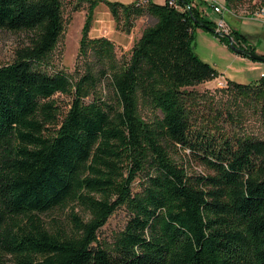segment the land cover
<instances>
[{
	"label": "trees",
	"instance_id": "1",
	"mask_svg": "<svg viewBox=\"0 0 264 264\" xmlns=\"http://www.w3.org/2000/svg\"><path fill=\"white\" fill-rule=\"evenodd\" d=\"M75 1L74 10L87 7L79 52L90 62L73 75L46 68L64 31V0H0V30L23 36L0 66V264H264V138L225 132L223 122H236L231 110L201 105L188 89L218 76L193 51L195 30L228 37L198 3L178 7L190 0ZM97 1L122 16L127 33L139 16L156 19L122 62L109 38L88 35ZM228 34L254 52L240 31ZM224 90L264 125V74L226 80ZM56 93L70 97L66 110ZM178 150L207 172L188 175ZM68 206L65 227L41 216ZM120 207L123 228L100 242Z\"/></svg>",
	"mask_w": 264,
	"mask_h": 264
},
{
	"label": "rangeland",
	"instance_id": "2",
	"mask_svg": "<svg viewBox=\"0 0 264 264\" xmlns=\"http://www.w3.org/2000/svg\"><path fill=\"white\" fill-rule=\"evenodd\" d=\"M129 3L131 0H107ZM224 1V0H223ZM75 0H64L63 16L65 20L64 31L58 40V43L50 55L49 64L46 68L49 71L62 69L69 74L83 73L89 64V57L79 52V40L81 29L86 18V3L82 4L80 10H74ZM207 12V18L216 22L220 17L224 19L227 26L240 31L254 52L259 54V50H264V19L262 15L259 0L243 1L239 6L233 8L231 12L223 8L221 13L214 12L210 5H204ZM260 15V16H258ZM264 18V16H263ZM155 18L149 14L137 17L132 22L130 32L124 31L122 16L117 20L113 18L105 1H97L93 8L91 25L88 30L90 37L104 36L114 43L115 56L119 62L127 59L130 55L131 47L134 41L140 36L141 31L155 22ZM215 31L220 34L226 32ZM220 36V35H219ZM204 28L195 30L193 41V51L203 60L212 65L218 72V76L196 84L188 89H194L200 95L201 105L213 107H227L233 113L236 120L235 124L223 122L225 132L235 134L253 135L264 138V125L261 122L259 114L250 107L243 104H232L230 94L224 90L226 80H233L240 83H251L258 80L264 73V61L252 60L246 56L240 55L232 50L220 37ZM22 34L18 32H9L0 30V66L12 60L14 49L19 45ZM262 55V54H261ZM263 72V73H262ZM54 99L62 110L68 108L70 97L65 94L56 93ZM202 108V107H201ZM140 112L145 120L153 118V112L146 107H140ZM237 112L241 116L237 117ZM178 163L186 166L188 175L207 172V169L191 156L187 150H178L173 155ZM138 179L133 183V189H137ZM71 206L63 209H53L41 216L46 222L61 221L63 227L67 225V216ZM75 211L83 214V210L76 207ZM127 211L120 207L107 219L106 223L99 229L97 238L100 242L111 243L116 233L121 230L127 219ZM87 217V215H86ZM5 264H13L9 257H4Z\"/></svg>",
	"mask_w": 264,
	"mask_h": 264
},
{
	"label": "built area",
	"instance_id": "3",
	"mask_svg": "<svg viewBox=\"0 0 264 264\" xmlns=\"http://www.w3.org/2000/svg\"><path fill=\"white\" fill-rule=\"evenodd\" d=\"M149 0H134V3L136 5H144L148 2ZM153 2H160L163 0H150ZM167 3L169 5H174V6H178L175 3V0H168ZM199 4V8L202 10V12L204 13L205 8L204 5H210L213 9L214 12L217 13H221L222 9L225 8L224 7V1L223 0H190L189 2H186L183 5L178 6L179 8H181V10H186L189 9L191 6H194L195 4ZM261 14L260 15H264V8L261 9ZM216 30L217 31H221V32H226L227 29L229 30V26H227V23L224 21V19L222 17H220L216 22Z\"/></svg>",
	"mask_w": 264,
	"mask_h": 264
},
{
	"label": "water",
	"instance_id": "4",
	"mask_svg": "<svg viewBox=\"0 0 264 264\" xmlns=\"http://www.w3.org/2000/svg\"><path fill=\"white\" fill-rule=\"evenodd\" d=\"M204 26H206L205 24H203ZM228 39H229V46L232 50H234L236 53L238 54H246L248 56V58L250 59H253V60H259V61H264V56L261 55V54H258V53H255L253 51H250V50H244L242 48H239L237 46H235L233 43H232V40L229 36V34H225Z\"/></svg>",
	"mask_w": 264,
	"mask_h": 264
},
{
	"label": "crops",
	"instance_id": "5",
	"mask_svg": "<svg viewBox=\"0 0 264 264\" xmlns=\"http://www.w3.org/2000/svg\"><path fill=\"white\" fill-rule=\"evenodd\" d=\"M134 0H131L130 2H133ZM204 8V7H203ZM231 12H233L232 10H230ZM204 14H206L207 15V12H206V10H204ZM258 16H260V15H258ZM261 18L262 19H264L263 18V16H261ZM231 28V27H230ZM141 34V33H140ZM246 41H247V39H246ZM259 54H262L263 56H264V50L263 49H260L259 51ZM263 73V72H262ZM264 74V73H263Z\"/></svg>",
	"mask_w": 264,
	"mask_h": 264
}]
</instances>
